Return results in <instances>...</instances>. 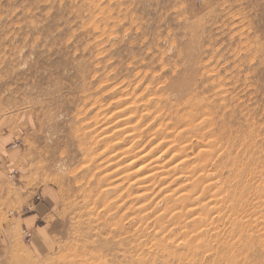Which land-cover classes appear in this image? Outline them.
I'll return each mask as SVG.
<instances>
[{
    "label": "rangeland",
    "instance_id": "1",
    "mask_svg": "<svg viewBox=\"0 0 264 264\" xmlns=\"http://www.w3.org/2000/svg\"><path fill=\"white\" fill-rule=\"evenodd\" d=\"M1 136L0 264H264V0H0Z\"/></svg>",
    "mask_w": 264,
    "mask_h": 264
},
{
    "label": "crops",
    "instance_id": "2",
    "mask_svg": "<svg viewBox=\"0 0 264 264\" xmlns=\"http://www.w3.org/2000/svg\"><path fill=\"white\" fill-rule=\"evenodd\" d=\"M7 136H1L0 137V208H5L7 204L9 203H14L16 204V206H21V204L23 205V203L21 202V200H18V198H16L14 196V192L13 195L10 193V198L9 199V195H7V192L9 191V188L7 186V182L5 179V169L6 167L11 164L9 159H12L15 155V151L13 149H9L8 147V138H6ZM14 162V161H13ZM19 185V184H18ZM17 185V186H18ZM11 191H13V189H11ZM17 192H16V196H17ZM32 196L28 195V198L26 199V201L28 202V204L30 203L29 201L32 200L31 198ZM21 199L23 201L24 197L21 196ZM44 204V203H43ZM42 203H36L35 204V209L33 212H30L28 215L24 216L23 218H21L22 220H24L25 223H29V224H35L37 219L41 218V212H42Z\"/></svg>",
    "mask_w": 264,
    "mask_h": 264
},
{
    "label": "bare ground",
    "instance_id": "3",
    "mask_svg": "<svg viewBox=\"0 0 264 264\" xmlns=\"http://www.w3.org/2000/svg\"><path fill=\"white\" fill-rule=\"evenodd\" d=\"M126 100H127V99H126ZM126 100H125V101H126ZM124 118H125V117H124ZM130 134H132V133H130ZM160 134H161V133H160ZM105 135H106V134H105ZM180 135H181V134H180ZM126 137H127V136H126ZM129 137H130V136H129ZM178 138H179V137H178ZM131 141H132V140H131ZM116 142H117V141H116ZM178 146H179V145H178ZM127 148H128V147H127ZM133 148H134V147H133ZM170 148H171V147H170ZM124 149H125V148H124ZM121 150H122V149H121ZM130 150H132V149H130ZM122 151H123V150H122ZM128 152H129V151H128ZM128 152H127V153H128ZM140 152H141V151H140ZM144 152H145V151H144ZM202 153H203V152H202ZM202 153H201V154H202ZM206 153H207V152H206ZM142 154H143V153H142ZM146 154H147V153H146ZM148 154H149V153H148ZM193 154H194V153H193ZM113 155H116V154L113 153ZM113 155H112V156H113ZM120 155H121V154H120ZM204 155H205V154H204ZM118 156H119V155H118ZM145 156H146V155H145ZM145 156H144V157H145ZM116 157H117V156H116ZM191 159H192V158H191ZM119 160H120V159H119ZM135 160H136V159H135ZM165 160H166V159H165ZM178 160H179V159H178ZM149 161H150V160H149ZM159 161H160V160H159ZM195 161H196V160H195ZM128 162H129V163H127V164H129V165L132 166V164H133L134 161H133V159H132V161L130 160V161H128ZM151 162H152V163H151ZM151 162H148V163L145 164V165H146L145 167L149 168V170L144 171V172H149V171H151L150 169H151V167L153 168V166L155 165V161H151ZM184 162H185V161H184ZM112 163H113V162H112ZM182 163H183V162H182ZM179 164H180V163H179ZM143 165H144V164H143ZM156 165H157V163H156ZM145 167H144V168H145ZM131 168H132V167H131ZM139 168H141V167H139ZM154 168H155V167H154ZM154 168H153V170H154ZM141 169H142V168H141ZM155 169H156V168H155ZM142 170H143V169H142ZM153 170H152V171H153ZM164 171H165V170H164ZM170 171H171V170H170ZM176 171H177V170H176ZM179 171H180V170H179ZM12 172H13V171H12ZM120 172H121V171H120ZM153 172H154V171H153ZM155 173H156V172H155ZM164 173H165V172H164ZM165 174H167V173H165ZM13 175H14V172H13ZM13 175H11V176L13 177ZM152 176H153V175H152ZM173 176H174V175H173ZM177 176H178V175H177ZM193 176H194V175H193ZM150 177H151V174L145 173V176H144V180H145V182H146L147 180H149ZM209 177H210V176H209ZM152 178H153V177H152ZM210 178H211V177H210ZM141 179H142V178H141ZM197 179H198V178H197ZM144 180H143V182H144ZM175 180H176V179H175ZM185 182H186V181H185ZM188 183H189V182H188ZM192 183H193V182H192ZM211 183H212V182H211ZM144 184H145V183H144ZM243 184H244V183H243ZM243 184H242V185H243ZM147 185H148V184H146V186H147ZM188 185H189V184H188ZM112 186H113V185H112ZM115 186H116V185H115ZM189 186H190V185H189ZM174 187H175V186H174ZM186 187H187V186H186ZM243 187H244V186H243ZM141 188H142V187H141ZM150 188H151V187H150ZM191 188H192V187H191ZM205 188H206V187H205ZM213 188H214V187H213ZM248 188H249V186H248ZM142 189H146L145 191H147V187H143ZM182 189H183V188H182ZM185 189H186V188H185ZM211 189H212V188H211ZM233 189H234V188H233ZM233 189H232V190H233ZM239 189H240V188H239ZM244 189H245V188H244ZM244 189H243V190H244ZM243 190H242V191H243ZM105 191H106V190H105ZM169 191H170V190H169ZM186 191H187V190H186ZM140 192H141V191H140ZM179 192H180V191H179ZM203 192H204V191H203ZM185 193H186V192H185ZM134 194H135V193H134ZM232 194H233V193H232ZM148 195H150V194H148ZM148 195H147V196H148ZM174 195H175V194H174ZM176 195H177V194H176ZM216 195H217V194H216ZM130 196H131V195H130ZM160 196H161V195H160ZM182 196H183V195H182ZM185 196H186V195H185ZM185 196H183V197H185ZM188 196H189V195H187V198H189ZM200 196H201V195H200ZM230 196H231V194H230ZM175 198H176V197H175ZM242 198H243V197H242ZM169 199H170V198H169ZM176 199H177V198H176ZM181 199H182V198H181ZM209 199H210V198H209ZM217 199H218V198H217ZM231 199H232V198H231ZM238 199H239V198H238ZM244 199H245V198H244ZM244 199H243V200H244ZM158 200H159V199H158ZM164 200H165V199H164ZM236 200H237V199H236ZM186 201H187V200H186ZM198 201H199V200H198ZM232 201H233V200H232ZM203 202H204V201H203ZM210 202H211V201H210ZM243 202H244V201H243ZM142 203H143V202H142ZM195 203H198V202H194V204H195ZM199 204H200V203H199ZM201 204H202V203H201ZM201 204H200V205H201ZM244 204H245V203H244ZM175 205H176V204H175ZM189 205H190V204H189ZM192 205H193V204H192ZM207 205L210 206L209 203H208ZM190 206H191V205H190ZM231 206H232V205H231ZM245 206H246V205H245ZM170 207H171V206H170ZM204 207H205V206H204ZM205 208H206V207H205ZM234 208H235V207H234ZM144 209H145V206H144ZM184 209H185V208H184ZM193 209H194V208H193ZM193 209H192V210H193ZM231 209H232V208H231ZM247 209H248V208H247ZM216 210H217V209H216ZM233 210H234V209H233ZM212 212H214V211H212ZM233 212H234V211H233ZM187 213H188V212H187ZM177 215H178V214H177ZM245 215H246V214H245ZM240 217H241V216H240ZM189 218H190V217H189ZM241 218H242V217H241ZM244 218H245V217H244ZM197 219H198V218H197ZM206 220H207V219H206ZM244 220H245V219H244ZM195 221H196V220H195ZM195 221H194V222H195ZM199 221H200V220H199ZM233 221H234L233 225H234L235 227H236V225H237V228H238L237 230H233V228H232V232H233V231H236V233L233 232V236H235V238H236V237H241V235H244V236H249V235H250V234H246V232L244 231L243 223L239 222L238 220H237V221L233 220ZM194 222H193V223H194ZM196 222H198V221H196ZM208 222H209V223L211 222V218H210V221H208ZM230 222H231V221H230ZM202 223H204L203 219H202ZM213 224H214V223L212 222L211 225H213ZM230 224H231V223H230ZM248 225H249V224H248ZM213 227H214V226H213ZM180 229H181V228H180ZM197 229H198V228H197ZM203 231H204V230H203ZM203 231H201V232L198 233V235L200 236V237L198 236L200 240L203 239L202 234H203V233H206V232H203ZM246 231H247V230H246ZM249 233H250V232H249ZM203 235H204V234H203ZM217 235H218V234H217ZM217 235H215V237H216ZM221 236H222V235H221ZM201 237H202V238H201ZM204 237H206V236H204ZM249 237H250V236H249ZM232 238H233V237H232ZM206 239H207V238H206ZM237 239H238V238H237ZM239 239H241V238H239ZM224 243H225V242H224ZM207 248H208V247H207ZM242 264H243V263H242Z\"/></svg>",
    "mask_w": 264,
    "mask_h": 264
},
{
    "label": "built area",
    "instance_id": "4",
    "mask_svg": "<svg viewBox=\"0 0 264 264\" xmlns=\"http://www.w3.org/2000/svg\"><path fill=\"white\" fill-rule=\"evenodd\" d=\"M197 1L199 2V1H202V0H197ZM22 234H23V236H24V238H25L26 240H29V239H30V232H29L28 230L23 229V230H22Z\"/></svg>",
    "mask_w": 264,
    "mask_h": 264
}]
</instances>
